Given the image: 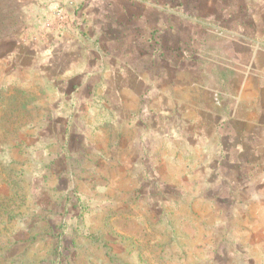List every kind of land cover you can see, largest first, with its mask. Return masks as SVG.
I'll use <instances>...</instances> for the list:
<instances>
[{
    "label": "rangeland",
    "instance_id": "374dc122",
    "mask_svg": "<svg viewBox=\"0 0 264 264\" xmlns=\"http://www.w3.org/2000/svg\"><path fill=\"white\" fill-rule=\"evenodd\" d=\"M20 1L0 0V264H264V20L231 12L264 0L105 23Z\"/></svg>",
    "mask_w": 264,
    "mask_h": 264
},
{
    "label": "crops",
    "instance_id": "0c3cea01",
    "mask_svg": "<svg viewBox=\"0 0 264 264\" xmlns=\"http://www.w3.org/2000/svg\"><path fill=\"white\" fill-rule=\"evenodd\" d=\"M23 1V0H21ZM20 1V2H21ZM43 1V0H41ZM46 2H51V3H55L53 5L57 6V5H66L65 2L66 0H44ZM122 1H125L127 8L125 7L124 4H122ZM129 2H127V0H117L118 3V7H116V3L112 0H92L90 3V7L89 8V12L87 13L88 17H91L95 22H99V23H105L108 18H110V16H112V10L111 7L113 6V8L115 7L116 10L120 9L121 13L124 16H129V17H134L136 15L141 16V17H154V16H161V15H166L167 10L165 9V6H167L168 4V0H128ZM112 2V3H111ZM113 4V5H110ZM116 5V6H115ZM139 5V6H137ZM195 6H197V8H195L196 13L194 12L195 18L197 19H206L208 20L210 17L212 18L213 16H215V14L213 15L212 12H210V9L212 8V6H216L219 5L218 2H216V0H199V2H195V4H193ZM206 5L208 12L207 13H202L201 14V6ZM239 11L235 10V8H232V15H236L239 12L243 13L245 15L247 14H251L254 15V11L256 12L255 15V21L257 22H262L264 19V4H260L257 5L255 8H251L249 6L246 5H242L239 4ZM224 10L222 9L220 10L219 14L220 18H224ZM114 11V10H113ZM139 12V14H138ZM118 11L115 13L117 14ZM163 13V14H162ZM120 14V15H122ZM207 14V15H206ZM216 15V17H218ZM148 22V21H147ZM134 28V26H133ZM120 29V28H119ZM126 29L128 31H124L125 29L123 28L122 30H119L117 32H114L113 35H108L111 39L115 40L117 37L119 39H123V36L125 35H129L132 30L130 29V26H127ZM105 30V29H103ZM121 31V32H120ZM120 32V33H119ZM119 33V34H118ZM113 36V37H112ZM115 37V38H114ZM129 37V36H128ZM131 37V36H130ZM128 39V53H130V51H132L133 46L131 47L132 44V40ZM124 40V39H123ZM121 41V40H119ZM131 48V49H130Z\"/></svg>",
    "mask_w": 264,
    "mask_h": 264
},
{
    "label": "built area",
    "instance_id": "2783aa9c",
    "mask_svg": "<svg viewBox=\"0 0 264 264\" xmlns=\"http://www.w3.org/2000/svg\"><path fill=\"white\" fill-rule=\"evenodd\" d=\"M84 0H66L65 4L80 5L83 4Z\"/></svg>",
    "mask_w": 264,
    "mask_h": 264
}]
</instances>
